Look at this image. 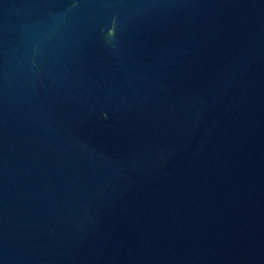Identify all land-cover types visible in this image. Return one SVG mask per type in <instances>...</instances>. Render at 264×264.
<instances>
[{
    "label": "water",
    "instance_id": "95a60500",
    "mask_svg": "<svg viewBox=\"0 0 264 264\" xmlns=\"http://www.w3.org/2000/svg\"><path fill=\"white\" fill-rule=\"evenodd\" d=\"M0 264H264V0H0Z\"/></svg>",
    "mask_w": 264,
    "mask_h": 264
}]
</instances>
